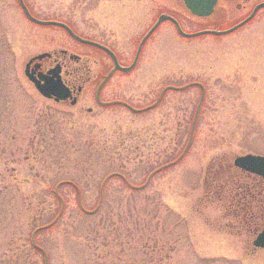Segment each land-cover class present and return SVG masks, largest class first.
Masks as SVG:
<instances>
[{
	"label": "rangeland",
	"instance_id": "rangeland-1",
	"mask_svg": "<svg viewBox=\"0 0 264 264\" xmlns=\"http://www.w3.org/2000/svg\"><path fill=\"white\" fill-rule=\"evenodd\" d=\"M177 1L24 0L38 18L107 40L124 61L145 33L139 12L149 23L176 11L187 32L225 29L262 0H220L217 19L191 17ZM58 48L96 56L0 0V264H45L39 247L46 264H264L257 231L234 224L208 188L231 177L234 157L264 156V8L226 35L186 38L160 24L135 68L101 93L148 107L139 112L98 105L91 65L74 106L41 97L25 61Z\"/></svg>",
	"mask_w": 264,
	"mask_h": 264
},
{
	"label": "flooded vegetation",
	"instance_id": "flooded-vegetation-1",
	"mask_svg": "<svg viewBox=\"0 0 264 264\" xmlns=\"http://www.w3.org/2000/svg\"><path fill=\"white\" fill-rule=\"evenodd\" d=\"M219 1L220 0H218L216 2V4L214 5L212 13L209 16H206L205 18H210V19L216 18L217 19V18H220L219 16L226 18L225 16H226L227 7L220 5L218 3ZM177 2H179V4L182 5V8L185 10V12H187L189 15H191V17L198 18V19H204V17H197V16L190 14L187 11V9H185L181 0H178ZM260 2H264V0H262ZM260 2H258V3H260ZM258 3L251 5V7L249 6L248 10H247L248 12L245 11V13L247 12V14H245V16L243 14L235 22L238 23V22L244 20L245 18H247L248 15L251 13L252 9ZM245 5H247V1H244L243 3L237 2L234 6L236 7V10L239 11V10L245 9L246 8ZM162 13H166V14L170 15V16L174 17V19L177 18L176 11L175 12H173V11L162 12L161 11L155 17H151V20H149L150 21L149 23H146V21H144L146 19V13L145 12H139L136 19H138V21H137L138 23H140L144 26V32L146 33L147 30H149L152 27V25L154 24V22L156 21L155 19H157V17ZM255 14L256 13H254V15L247 21V23L253 19ZM117 15H118V13L116 14L115 12H112L111 17L115 18V16H117ZM63 22L66 23V25H68L74 33H76L81 38H84V40L85 39L92 40V41H94V43L96 42V43L103 45V46L107 47L108 49H110L112 51V53L115 54V56L117 58V63H119L121 66H127L131 63V61L134 60L135 53H134L133 58L131 60L124 61L119 57V55L117 53H115L112 45L107 43L108 42L107 40L104 41L103 39H98V38L95 39V38H88L85 36L83 37L80 34H78L77 32H75V30L73 29L71 24H69L68 22H65V21H63ZM166 22H169V21L166 20ZM235 22H234V24H236ZM247 23H245V24H247ZM160 24H162V22L158 24V26L155 28V30H152L150 36L158 29ZM172 26H173V24H172ZM204 28H206V27H204ZM208 28H212V27H208ZM63 32L71 40H73L74 43L84 45V46H89V47L93 48V50L96 51L95 54L97 57L95 56V58H88L86 56L84 57L81 54H74L66 48H58L57 50H54V49L49 50L48 53L50 55L44 56V57L39 58V59L38 58L32 59V57H35L34 55L27 56L28 58L25 61L24 68L28 64V66H27L28 72L30 74H32V76L35 78H37L38 75L46 76L47 72L50 69L56 68L58 76L60 77L62 83L70 90V94H68L69 97H67L65 100L59 101V103H63V104H67V105L69 104L71 106H74L76 103H78L80 94L83 93L85 84H87V82H88L89 76H87L88 75L87 73H89V71H90L89 65H91L94 67V72H95L94 77L96 78V81H97L96 86H95V91L92 94L95 102L100 106H104V105L112 104V103H119L117 105H120L121 104L119 101L120 99L110 98V99L106 100L101 93H103V89L107 85V82H109L113 76H116V74L125 75V74L130 73V71L127 73H124L118 69L111 71L112 66H113V61H112L110 55L108 53H106V51L104 49H102L98 46H94L92 44H86V43L84 44V42H81V41L73 38L72 36L68 35V33L65 30H63ZM140 39H139V41H140ZM135 52H136V50H135ZM139 58H140V53L138 55V59L136 61L135 66L138 64ZM30 59H31V61H30ZM69 62L72 63L71 64L72 66L69 65L70 64ZM135 66H134V68H135ZM108 74H109V76H108ZM83 75H85V77ZM113 105H115V104H113ZM87 111L90 112L91 111L90 108H87ZM260 180L262 183H264L263 179L260 178ZM251 190H252V192L256 191V193L251 195L250 200H249V204H246V206L251 205L252 207H255L256 209L258 208L260 210V212H259L260 214H258V215L261 216L263 224H264V185L259 186V187L253 186L251 188Z\"/></svg>",
	"mask_w": 264,
	"mask_h": 264
},
{
	"label": "water",
	"instance_id": "water-1",
	"mask_svg": "<svg viewBox=\"0 0 264 264\" xmlns=\"http://www.w3.org/2000/svg\"><path fill=\"white\" fill-rule=\"evenodd\" d=\"M17 1H18L20 8L22 9V12L25 15L24 17H26L28 20H30L31 22L38 24V25H55V26L62 27L68 33V35L72 36L73 38H75L81 42H84V44L85 43L86 44H92L94 46H98V47L104 49L106 51V53H108L110 55V57L113 61V67H112L111 71L118 69L122 72L130 71L135 66L143 43L148 38V36L151 34L152 30H155V28L158 26V24L164 20H169L170 22H172L177 33L182 37L190 38V37H195V36H199V35H203V34H214L215 36L220 35V34L226 35V33H229L231 31L235 30V28L237 29L238 27L243 25L246 21H248L259 8L264 7V2H260V3L256 4L247 18H245L241 22L237 23L236 25L231 26V28L225 29L222 31L200 30V31H196V32H186V31L181 29V27H180V25L176 19H174L172 16H170L168 14L162 13L157 17V19H155L156 21L154 22L152 27L149 30H147V32L144 34V36L139 41L136 52H135L134 60L131 61V64L128 66H121L119 63H117V58H116L115 54L112 53V51L110 49H108L107 47L100 45L96 42L94 43V41H91V40H86V39L84 40L83 38L74 34V32L69 28V26L65 25V23L63 24V22L55 21V20H41V19H38V18L32 16V14L29 12L28 8L25 7L26 5H25L24 1L23 0H17ZM181 1L184 5L185 9H187V11L189 13H191L192 15L204 17V18L206 16H209L212 13L213 7L217 2V0H181ZM48 55H49V53H41V54L36 55L32 59H34V58L39 59V58H42V57L48 56ZM30 61H31V59H30ZM27 66H28V64L25 66V69H24L25 77H27L34 84L35 89L42 95V97L53 98L54 101L65 100L67 97H69L68 94H70V90L62 83L60 77L58 76L56 68H52L51 70H49L47 72L46 76L38 75L37 78H35L32 76V74H30L28 72ZM108 76H109V74H108ZM168 88H173V87H168ZM165 90H166V88H163L162 90H160L161 94ZM203 94L204 93L202 92V95ZM159 99L160 98H158L157 101ZM145 109H148V107L140 108L139 110L138 109H135V110L132 109V110L139 112V111L145 110ZM197 110H198V107H197ZM197 110H196V114H195V117L193 120L194 122L196 119ZM190 130L192 133L193 128ZM191 133H190V137H189V142L191 139ZM233 163L238 168H241V169L243 168V170H245V171L254 173V174L259 175L260 177L264 178V156L253 155V154H244L242 156L240 155V156L234 157ZM131 187H136V186H131ZM101 199H102V193L99 196L98 204H96L97 205L96 207H98L100 205ZM96 207H95V209H96ZM53 221H55V220H53ZM252 245L254 247H258V248H264V229L259 231L255 235V237H253ZM46 261H47V258L45 255V262Z\"/></svg>",
	"mask_w": 264,
	"mask_h": 264
},
{
	"label": "trees",
	"instance_id": "trees-1",
	"mask_svg": "<svg viewBox=\"0 0 264 264\" xmlns=\"http://www.w3.org/2000/svg\"><path fill=\"white\" fill-rule=\"evenodd\" d=\"M225 166L227 170L233 169L234 173L230 174L231 177L224 180V182L220 180L218 183V180L210 179L208 188L211 189V191H213V189L216 191L210 194L215 195V193H219V195H222L223 199L226 200L225 204L228 205L224 208L225 215L229 217V219L232 218L234 224L246 229V232L250 230V232L259 231V229L264 227L262 218L258 215L260 214V210L251 205L246 206V204H249L251 195L256 193V191L252 192L251 188L253 186L259 187L263 184L260 177L246 172L243 169L236 168L230 162L229 164L225 163ZM101 201H103V195ZM246 227H251V229Z\"/></svg>",
	"mask_w": 264,
	"mask_h": 264
}]
</instances>
